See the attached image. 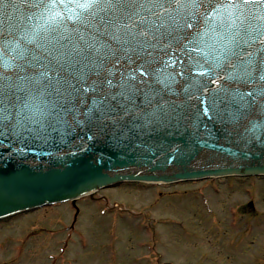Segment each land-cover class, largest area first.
<instances>
[{"label": "water", "instance_id": "95a60500", "mask_svg": "<svg viewBox=\"0 0 264 264\" xmlns=\"http://www.w3.org/2000/svg\"><path fill=\"white\" fill-rule=\"evenodd\" d=\"M85 2L55 0L52 11L61 14L59 18L67 24L70 36L78 38L71 30L83 27L73 17L83 15L92 20L95 13L97 20L104 16L120 27L123 41L118 44L105 33L96 32L97 44L107 41L121 51L117 57L98 56L97 64L102 59V66L89 65L91 71L84 70L86 84L96 82V91L87 93V104L81 102V94L69 95L71 90L66 85L64 99L39 95L49 82L40 73L51 71L45 61L40 62L42 67L33 64L22 71L18 65H24L23 59L9 60L8 67L0 60V99L4 100L0 103V219L75 200L126 181L167 183L264 175V48L259 39L264 34V0H249L247 4L231 0L241 7L216 11L215 3L227 4L229 0H215L211 7H180L173 2L165 4L167 11L146 8L139 13L143 20L132 17L138 26L135 40L126 37L131 24L119 5L103 11L80 8ZM38 22L34 0H0V36L4 39L23 43L20 33ZM141 30L148 35L140 36ZM108 31L117 34L115 27ZM194 32L199 33L195 40ZM248 35L255 39L242 43ZM233 36L239 47L226 43ZM13 47L9 44L4 48V58L15 55ZM197 48L201 51H195ZM124 49H129L131 62L122 55ZM49 50L53 65L59 61L67 66L68 50H53L52 46ZM205 60L206 67L222 62L217 74L222 77L221 84L227 82L229 92H216V75L197 70L193 61L203 64ZM141 65L144 72L139 71ZM130 72L136 73L135 80ZM60 75L69 73L62 71ZM122 77L139 89L134 95L137 107L125 117L127 136L113 139L111 128L99 121L89 123L86 113L94 97L120 92ZM50 78H57L55 71ZM140 79L145 83H139ZM80 83L85 81L77 87ZM205 107L209 108L207 114L203 113ZM11 126L17 127L14 130Z\"/></svg>", "mask_w": 264, "mask_h": 264}, {"label": "rangeland", "instance_id": "374dc122", "mask_svg": "<svg viewBox=\"0 0 264 264\" xmlns=\"http://www.w3.org/2000/svg\"><path fill=\"white\" fill-rule=\"evenodd\" d=\"M260 177L127 181L78 199L77 219L71 202L7 217L0 264H264Z\"/></svg>", "mask_w": 264, "mask_h": 264}, {"label": "snow or ice", "instance_id": "6c2138e0", "mask_svg": "<svg viewBox=\"0 0 264 264\" xmlns=\"http://www.w3.org/2000/svg\"><path fill=\"white\" fill-rule=\"evenodd\" d=\"M64 0H61L63 3ZM177 3L180 7H195L199 8L202 4H208L210 7L215 3V0H188V3L182 4L180 0H87L85 3L79 4V7L82 9H92L96 8L100 11H103L105 8H116L118 5L120 9L124 11V15L128 17L129 23L131 24V28L128 29L126 33V37L130 36L133 40L136 39L137 33L134 31L138 26L132 22V17H136L137 19L143 20L144 17H141L139 13L143 10L151 9V8H160L162 11H167L165 9V4L169 6L171 3ZM35 7L37 8L38 20L40 22L36 23L31 29H26L25 31L20 33L21 38L23 39V43L19 39L8 41L0 36V60H3L4 66L8 67L9 60L15 61L16 59H23L24 65H18L22 71H27L29 67L35 64L36 66H43L40 62L45 61L51 66V71H45L40 73L41 78H49V82L47 85L41 89L39 95L44 96H52L55 95L57 99H64L63 93L66 91L65 85L67 89H70L69 95L71 93H78L82 96V103L87 104V93L88 91H96V82L94 81L92 85L86 84L87 73L84 71L88 69L91 71L89 65L93 66H102L103 60H100L99 65L97 64V57H117L118 53H120V48L113 47L107 41H104L103 44H97V40L99 37L96 35V32L105 33L112 40L116 41L118 44L123 43L121 41V37L119 36V32L121 31L120 27H116L113 22L109 19H106L104 16H100L97 20L96 14L93 13V19L89 20L83 15L73 17L76 21H78L79 25L83 27H76L72 29L71 32H74L78 35L70 36V30L67 24L61 20L59 17L61 16L58 12H53L52 9L55 6V0H49V2H45V0H34ZM244 3H249V0H244ZM264 6V5H262ZM241 7V5L237 3L231 2L229 3H215L216 9H235ZM47 13V15H45ZM154 14V13H153ZM211 15V13H209ZM216 15L219 16L220 13L216 12ZM110 27L116 28V35L112 32L108 31ZM127 27V26H125ZM188 28H192V25H186ZM88 29H94L95 31L90 32ZM140 36H147L148 33L146 30H141L139 32ZM236 35H239L237 33ZM199 36L198 32L193 33V40L197 39ZM91 38V43L88 42V39ZM249 39H255V37H251L250 35L247 38H242V43L247 44ZM261 40V47L264 48V34L259 36ZM83 42V46L81 44ZM188 43H191L189 41ZM227 44H236V36H233L230 40L226 41ZM9 44H13L14 47L11 49L12 52L15 53L14 56H9L4 58V48ZM35 45V48L29 47L30 45ZM49 46L60 47L68 50V63L67 66L61 64L59 61L56 62L55 65L52 64V60H49V57H52L53 53L49 50ZM239 47L238 44H236ZM18 49V51H17ZM38 49H43V52L38 51ZM106 49V51H102ZM228 51L229 49H225ZM129 49H124L122 55L129 59L131 62V57H128ZM183 51V49H181ZM195 51L199 52L201 49L197 48ZM47 53V55H44ZM235 54V53H233ZM26 55H30L31 59H25ZM63 56V53L61 54ZM222 55V54H221ZM227 59V57H223ZM55 59V57H53ZM119 62V59H117ZM175 61L173 60V63ZM251 63V61H249ZM147 63V62H145ZM194 64L197 65V70H200L202 74L207 73L209 75H216V80L214 81L219 87L215 90L216 92H229L230 89L227 86V82L221 84L222 77L217 74V69L223 68V64L221 61H217L211 67H206L207 60L203 64L200 61H193ZM52 71L56 72V79H51ZM69 73L68 76H61V72ZM140 72H144V66L141 65L139 68ZM182 74V73H181ZM147 75V73H145ZM228 75V79H233L231 74L226 73ZM129 76L132 77L133 80L136 79V73L130 72ZM78 78V79H77ZM261 79H264V76H261ZM80 81H85V83H80L79 87L77 84ZM139 83L143 84L145 81L140 79ZM108 85H112V81H107ZM199 83V81H197ZM135 83H130L128 80L122 77L121 80V91L118 93H109L108 95L101 96L99 98L94 97L92 103L87 108V116L89 117V123H96L97 121L102 122L105 128H111L113 139H120L127 136L128 130V122L125 120V117L131 115V109L137 107L134 101V95L138 92ZM206 92L207 89H204ZM109 96L111 99H109ZM243 99V97H241ZM0 103H4L3 99H0ZM45 103H49L45 101ZM56 104L53 102V107ZM215 102L212 104L214 108ZM25 107H27V103H25ZM64 109L61 108V111ZM2 111V109H0ZM209 112V108L205 107L203 109V113L207 114ZM46 115V113H42ZM79 115V113H77ZM79 124H84V121H79ZM45 127V125H41ZM134 127H139L138 125H133ZM14 130L17 126H11ZM55 130V129H53ZM16 135H19V131L15 132ZM91 138V137H90Z\"/></svg>", "mask_w": 264, "mask_h": 264}, {"label": "flooded vegetation", "instance_id": "af4514ba", "mask_svg": "<svg viewBox=\"0 0 264 264\" xmlns=\"http://www.w3.org/2000/svg\"><path fill=\"white\" fill-rule=\"evenodd\" d=\"M232 177H235V178H237V177H243V179H246V178H256V176H232ZM257 178H258V177H257ZM259 178H261V177H259ZM221 179H222V180H221ZM224 179H226V178L207 179V180H204V181H207V182H215V181H217V180H220V182L222 183ZM200 181H202V180H200ZM211 186H212V185H211ZM213 187H215V185H213ZM154 255H155L154 260H155L156 264H160V261H161V260H160V258H159V255H161V254H160V253H157V250H155V251H154ZM168 255H169L170 258H172L171 256H174L175 254L172 253L171 251H169L168 254L164 253L165 258H167ZM161 257H162V255H161ZM164 263H166V264H172L171 260H165ZM97 264H98V263H97Z\"/></svg>", "mask_w": 264, "mask_h": 264}, {"label": "bare ground", "instance_id": "6f19581e", "mask_svg": "<svg viewBox=\"0 0 264 264\" xmlns=\"http://www.w3.org/2000/svg\"><path fill=\"white\" fill-rule=\"evenodd\" d=\"M149 183H152V184H158L159 182H154V183H153V182H149Z\"/></svg>", "mask_w": 264, "mask_h": 264}]
</instances>
